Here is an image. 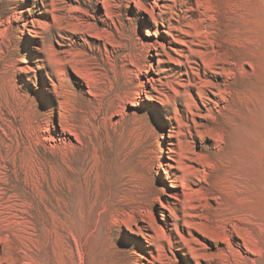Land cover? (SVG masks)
Here are the masks:
<instances>
[{
  "label": "rangeland",
  "instance_id": "rangeland-1",
  "mask_svg": "<svg viewBox=\"0 0 264 264\" xmlns=\"http://www.w3.org/2000/svg\"><path fill=\"white\" fill-rule=\"evenodd\" d=\"M238 2L234 65L217 0H0V264H258L220 224L263 189L264 9Z\"/></svg>",
  "mask_w": 264,
  "mask_h": 264
},
{
  "label": "bare ground",
  "instance_id": "bare-ground-1",
  "mask_svg": "<svg viewBox=\"0 0 264 264\" xmlns=\"http://www.w3.org/2000/svg\"><path fill=\"white\" fill-rule=\"evenodd\" d=\"M217 10H216V26H218L216 32V40L222 39V42L216 44L222 52L220 55V60L224 64H234L236 63V53L239 49L249 50L251 47V37H252V20L251 14L245 12L243 8L240 7L238 0H217ZM264 9V0H262V8L260 7V14H262ZM235 18L236 21H235ZM260 18V17H259ZM241 20L240 22L238 20ZM262 23L263 18H260ZM254 176L252 181H259L262 184L263 189L256 194L257 208L253 206L254 195L249 196L248 201L243 203H238L237 208L224 211L220 224L223 228V233L229 234L230 238L234 241V244L240 246L236 241V237L239 235L237 229L238 226H242L249 238L255 243L252 247V251L256 257L258 264H264V146L261 147V152L256 158V166ZM260 209L261 212H256ZM143 258V257H142ZM256 263V262H255ZM224 264V263H220ZM226 264H249L241 262L237 259L231 262H226ZM257 264V263H256Z\"/></svg>",
  "mask_w": 264,
  "mask_h": 264
}]
</instances>
